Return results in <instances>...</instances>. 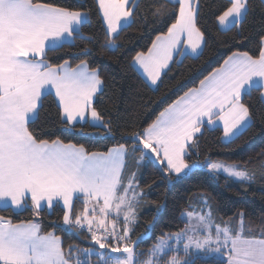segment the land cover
Returning <instances> with one entry per match:
<instances>
[{"label":"snow or ice","instance_id":"1","mask_svg":"<svg viewBox=\"0 0 264 264\" xmlns=\"http://www.w3.org/2000/svg\"><path fill=\"white\" fill-rule=\"evenodd\" d=\"M97 3L106 24L105 46L114 49L120 31L130 26L133 9L126 8L129 0ZM248 11L249 0H228L215 17L218 30L242 25ZM152 14L167 15L171 23L166 33L156 36L147 53L137 52L132 62L156 85L175 54L190 50L199 56L206 41L199 0H164L154 6ZM86 20L84 11L41 0H0V205L21 209L30 204L39 216L45 206L52 208L55 202H62L64 225L86 230L94 245L106 250H79L83 259L77 258L75 264H89L93 255L102 264H194L197 254L222 255L226 264H264V224L256 229L246 226L243 212L238 226L217 223L207 198L201 200L200 211L182 212L188 221L185 227L162 234L149 247L148 258L141 259L144 253L139 244L148 234L133 240L130 225H135L136 209L147 194L138 190L136 173L127 163L130 155L139 152L141 160L159 161L169 178L204 168L214 176L253 181L255 174L237 163L207 158L203 163H189L186 157L190 142L205 122L222 121L229 141L251 126L252 113L242 97L255 89L264 99V37L258 55L233 51L197 86L164 107L146 128L129 133L131 152L123 143L99 152L60 137L42 138L32 128L42 98L54 94L65 127L88 122L115 136L111 118L105 119L93 104L103 91L99 69L90 67L87 60L74 67L67 60L60 64L47 60V52L73 39ZM75 201L84 207L73 218ZM121 215L124 227L117 230ZM109 220L112 228L107 226ZM77 250L69 245L66 253L61 237L54 231L43 232L38 222L14 224L0 216V264H73L72 253Z\"/></svg>","mask_w":264,"mask_h":264},{"label":"trees","instance_id":"2","mask_svg":"<svg viewBox=\"0 0 264 264\" xmlns=\"http://www.w3.org/2000/svg\"><path fill=\"white\" fill-rule=\"evenodd\" d=\"M41 2L87 13V20L73 41L48 51L47 60L52 64L67 60L72 66L87 60L90 67L99 69L104 87L94 105L105 119L111 118L115 136L88 122L65 127L53 94L42 98V106L32 128L42 138L60 137L66 143L83 144L89 151L106 152L121 143L131 149L133 140L129 133L146 128L164 107L188 88L197 86L200 79L220 66L233 51L258 55L261 37H264V0H249V11L243 24L230 31L218 30L215 19L227 6L228 0H199V21L206 41L202 54L177 56L162 75L158 86L152 88L137 72L132 58L137 52L146 53L156 36L167 32L170 17L152 14L154 6L164 0H137L130 26L120 31L116 41L118 47L114 49L105 46L106 28L96 0ZM242 102L250 107L253 117L251 126L236 138L224 141L220 127L211 128L204 124L194 138L186 160L203 163L207 158L234 162L254 173L255 179L240 182L222 174L211 175L203 168L185 176L173 175L169 178L162 166L149 160L139 178V187L147 195L143 197L141 211L130 234L133 240L148 234V238L139 244V251L144 253L141 259L148 258L149 247L162 234L174 233L185 227L187 222L182 212L191 209L203 194L209 198L214 214L222 224L228 221L232 226H238L241 212L246 226L256 229L264 224V100L254 89L251 95L242 97ZM136 153L138 155L139 152ZM83 207L81 201H75L73 218L83 212ZM63 215L64 208L60 204L41 209L39 216L34 215L30 204L20 211L0 206V216L11 219L14 224L33 220L40 223L43 232L54 231L61 237L66 253L69 245H75L78 250L72 253L73 262L81 256L79 250L99 248L90 240L86 230L77 231L65 226ZM121 223L124 224L123 221ZM89 264H95V260ZM194 264H226V260L218 256H197Z\"/></svg>","mask_w":264,"mask_h":264},{"label":"crops","instance_id":"3","mask_svg":"<svg viewBox=\"0 0 264 264\" xmlns=\"http://www.w3.org/2000/svg\"><path fill=\"white\" fill-rule=\"evenodd\" d=\"M96 1H97V0H96ZM136 2H137V0H129V4L126 5V8L131 7V8L133 9V7H134V5L136 4ZM97 4H98V3H97ZM100 15H101V17H102V13H101V12H100ZM132 19H133V17L131 16V17L129 18L130 23H131ZM102 21H103V19H102ZM103 23H104V26H105V28H106V24H105L104 21H103ZM80 29H81V28H80ZM80 29H79V30H80ZM72 41H73V39H71V40L68 41L67 43H70V42H72ZM204 44H205V43H204ZM204 44L202 45V49H204ZM146 53H147V52H146ZM179 55H180V54H175V55H174V59H175L177 56H179ZM186 55L197 56L196 54L191 53L190 50H186V51L184 52V54H183V55H180V56H186ZM174 59H173V61H174ZM173 61H170V62H169V67L171 66V64H172ZM133 66H134V65H133ZM73 67H74V66H73ZM134 67H135V69L137 70V72L142 76V78H143V79L148 83V85H149L150 87H152V88H156V87L158 86V84H159V82H160V79H161L162 75H163V74L167 71V69L169 68V67H168L167 69L162 70V72H161V77H160V79L158 80V82H157L156 85H151L150 81H148L147 78H146V74H144V73L142 72V70L138 69L136 66H134ZM103 87H104V85H103ZM257 87H258V86H257ZM98 94H99V93H98ZM98 94H97V95H98ZM53 95H54V94H53ZM55 98H56V97H55ZM96 98H97V96L94 98V100H93V104H94ZM56 100H57V98H56ZM263 100H264V99H263ZM206 119H207V118H205V121H206ZM81 123H84V122H81ZM204 124H207V125H208L209 127H211V128L220 127V128L223 130V122H222V121H216L214 124H211V125H209L207 122H205ZM223 139H224V140H227V139L224 137V133H223ZM193 141H194V139H193ZM193 141L190 142L191 145L193 144ZM129 151L131 152V149H129ZM144 160H145V161H144ZM144 160H141V159H140V153H138V155H137V153H134V154L130 155L129 158H128V161H127L129 170L133 172V169H134L138 164L140 165L141 168H144L145 164H146L149 160H153V161L157 164V161H156L155 158H154V159H150V158H148V159H144ZM132 161H133V163L131 164ZM141 161H142V162H141ZM157 165H158V164H157ZM159 166H162V165H159ZM55 204H60L61 206H63V205H62V202H55L54 205H55ZM0 206H3V205H0ZM3 207H4V206H3ZM45 207H47V206H45ZM45 207H44V208H45ZM47 208H48V207H47ZM12 209L17 210V211H20V210H22V209H24V208H21V209H15V208H12ZM109 224H110V220H109L107 226H108ZM108 228H110V227H108ZM94 249H95L96 252L103 251L102 249L95 248V247H94ZM80 257H81V258H80ZM80 257H78V258L83 259V256H82V255H81ZM93 260H95V264H102V261H100L99 258H98L96 255H93V256L90 258V262H89V263H91ZM73 264H75V261L73 262Z\"/></svg>","mask_w":264,"mask_h":264},{"label":"rangeland","instance_id":"4","mask_svg":"<svg viewBox=\"0 0 264 264\" xmlns=\"http://www.w3.org/2000/svg\"><path fill=\"white\" fill-rule=\"evenodd\" d=\"M204 125V124H203ZM202 125V126H203ZM202 126H201V131H202ZM200 131V132H201ZM199 132V133H200ZM199 133H196L195 134V137L199 134ZM224 141H229V140H224ZM150 159H154V158H150ZM145 161V160H144ZM157 161V160H156ZM142 162V161H141ZM215 162V161H214ZM133 163V161L131 162V164ZM190 163V162H189ZM157 164L158 165H161L160 164V162L159 161H157ZM145 166H146V164H145ZM145 166H144V168H145ZM144 168H141L140 167V165L138 164L134 169H133V172H135L136 173V176H137V179H138V183H139V178L141 177V175H142V173H143V171H144ZM204 169V168H203ZM206 170V169H205ZM242 170H246V169H244L243 167H242ZM207 171V170H206ZM249 172V171H248ZM190 173V172H189ZM188 173V174H189ZM187 174V175H188ZM222 175H225V174H222ZM180 176H185L184 174H181ZM226 176V175H225ZM234 179V178H233ZM138 190H141L140 189V187H139V189ZM203 198H207V200L209 201V204H210V206H211V209H212V214H213V217H214V219H215V222H217V223H220L219 221H218V219H217V217L215 216V214H214V211H213V207H212V204H211V202H210V200H209V198L205 195V194H203V195H201L200 197H199V199H198V201L196 202V203H194L193 205H192V208L191 209H189V210H195V211H200L202 208H203V204L201 203V200L203 199ZM207 209H205V211H206ZM140 211H141V205H140V207H138L137 209H136V212H137V219H138V216H139V213H140ZM184 219L186 220V222L188 223V221H187V218L186 217H184ZM123 221V219H122V215H121V218H120V220L117 222V224L115 225V227L117 228V230H120L121 228H123L124 227V224H122L121 222ZM222 224V223H221ZM108 227H110V228H112L113 227V225L111 224V222H110V224L108 225ZM130 227H132V225H130ZM131 234V233H130ZM214 234V233H213ZM103 250V249H102ZM106 250H103V251H100V252H105ZM173 254H175V253H170L169 255H173ZM180 255L182 256V253H180ZM197 256H204L203 254H197L196 255V257ZM211 256H218V257H220V258H222V259H224V260H226V258L224 257V256H222V255H211ZM205 257V256H204ZM208 257V256H207Z\"/></svg>","mask_w":264,"mask_h":264},{"label":"built area","instance_id":"5","mask_svg":"<svg viewBox=\"0 0 264 264\" xmlns=\"http://www.w3.org/2000/svg\"><path fill=\"white\" fill-rule=\"evenodd\" d=\"M97 234H100V231H98V233Z\"/></svg>","mask_w":264,"mask_h":264}]
</instances>
